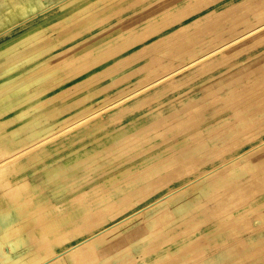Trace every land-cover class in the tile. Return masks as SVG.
Listing matches in <instances>:
<instances>
[{"label":"rangeland","instance_id":"obj_1","mask_svg":"<svg viewBox=\"0 0 264 264\" xmlns=\"http://www.w3.org/2000/svg\"><path fill=\"white\" fill-rule=\"evenodd\" d=\"M7 156L0 264H264V0H0Z\"/></svg>","mask_w":264,"mask_h":264},{"label":"bare ground","instance_id":"obj_2","mask_svg":"<svg viewBox=\"0 0 264 264\" xmlns=\"http://www.w3.org/2000/svg\"><path fill=\"white\" fill-rule=\"evenodd\" d=\"M21 10V9H20ZM20 10H18V11H20ZM162 80H165V79H162L161 78V80L160 81H162ZM160 81H158V82H160ZM157 82V83H158ZM143 87H141V89H142ZM140 89V90H141ZM131 96H133L132 94H131ZM129 97V96H128ZM125 98V97H124ZM132 98V97H131ZM121 99V98H120ZM120 99H119V101H117V102H115L114 104H113V106H115V104H120L122 101H124V100H122V101H120ZM111 106H112V104L110 105V108H111ZM123 109H124V106L122 107V109H120L119 111H116V112H113V115L115 114H117V115H119L118 113H122V111H123ZM124 112V111H123ZM114 115V116H115ZM113 116V117H114ZM87 118V117H86ZM85 118V119H86ZM111 118V117H110ZM27 152V151H26ZM13 156V155H12ZM11 159H10V156H7V157H4V158H2V159H0V167L2 166V165H4V164H6V163H8L9 161H10ZM187 187L188 186H186L185 188H181L180 190H178V191H173V192H171L170 194H167V195H165L164 197H162L161 199H159V200H156V201H154V202H152L150 205H148V206H146V207H144L143 209H141L140 211H137L136 213H134V211H131V212H129V213H127L126 215H124V216H122V217H120V218H118L117 220H115V224L119 227L118 229H125V228H133V229H138L139 231H142L141 232V238L144 236V235H146V234H148V231H149V229L154 225V223L155 222H151V223H149V222H142V221H140L141 219H142V217H144L145 216V214H146V212H148V213H150V212H152L155 208H157L160 204H162V203H164L165 201H169L170 199H174V198H177L176 196L178 195V193H182V192H184L185 190H187ZM180 197H183V196H179V198ZM177 202V201H176ZM179 202V201H178ZM178 204V203H177ZM142 213V214H139V213ZM139 214V215H138ZM11 219L12 220H16V218H15V216H14V214H12L11 215ZM109 228L111 227V225L110 226H108ZM108 229V228H107ZM106 229V230H107ZM262 230V229H261ZM258 232V231H257ZM261 234H263V232H261L260 233V235ZM95 237H97V235L95 234L94 235V237L93 238H95ZM248 239H252V237L250 236ZM181 243V242H180ZM1 254H3V253H1ZM199 264H201V263H199Z\"/></svg>","mask_w":264,"mask_h":264}]
</instances>
